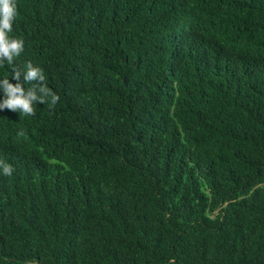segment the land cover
<instances>
[{"label": "trees", "instance_id": "obj_1", "mask_svg": "<svg viewBox=\"0 0 264 264\" xmlns=\"http://www.w3.org/2000/svg\"><path fill=\"white\" fill-rule=\"evenodd\" d=\"M16 3L0 264H264V0Z\"/></svg>", "mask_w": 264, "mask_h": 264}, {"label": "clouds", "instance_id": "obj_2", "mask_svg": "<svg viewBox=\"0 0 264 264\" xmlns=\"http://www.w3.org/2000/svg\"><path fill=\"white\" fill-rule=\"evenodd\" d=\"M18 14L16 0H0V67H3L5 62L12 65V79L17 81L12 83L7 77L0 79V90L4 94L0 100V110L7 109L23 116H34L38 103L54 108L60 97L45 82L46 77L41 67L28 61L26 70L22 72L15 66L16 58L21 56L25 48L22 38L9 35L13 31ZM18 135L24 136L25 133L20 131ZM13 172L11 164L0 160V173L11 176Z\"/></svg>", "mask_w": 264, "mask_h": 264}]
</instances>
